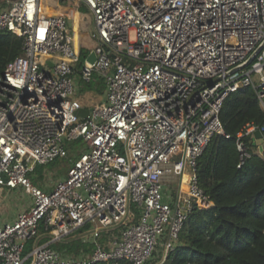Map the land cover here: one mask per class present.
I'll return each instance as SVG.
<instances>
[{
  "label": "built area",
  "instance_id": "1",
  "mask_svg": "<svg viewBox=\"0 0 264 264\" xmlns=\"http://www.w3.org/2000/svg\"><path fill=\"white\" fill-rule=\"evenodd\" d=\"M0 31L22 40L0 75V192L31 198L0 224V264H162L189 214L212 206L196 163L214 136L229 138L226 98L251 87L264 111V0H2ZM94 74L105 94L89 105L73 80ZM257 130L235 134L238 168ZM78 138L86 147L69 157ZM57 158L65 177L33 184ZM71 238L91 251L51 247Z\"/></svg>",
  "mask_w": 264,
  "mask_h": 264
},
{
  "label": "trees",
  "instance_id": "2",
  "mask_svg": "<svg viewBox=\"0 0 264 264\" xmlns=\"http://www.w3.org/2000/svg\"><path fill=\"white\" fill-rule=\"evenodd\" d=\"M21 47V38L0 31V75L20 55ZM219 118L229 138L214 136L196 163L199 187L212 206L189 214L175 249L162 264H264V135L261 139H246L251 156L239 168L235 145V134L244 126L260 127L264 123V111L255 91L246 87L226 98ZM259 141L261 150L255 144ZM106 236L102 234L101 239ZM51 247L74 258L92 248L78 238Z\"/></svg>",
  "mask_w": 264,
  "mask_h": 264
},
{
  "label": "rangeland",
  "instance_id": "3",
  "mask_svg": "<svg viewBox=\"0 0 264 264\" xmlns=\"http://www.w3.org/2000/svg\"><path fill=\"white\" fill-rule=\"evenodd\" d=\"M2 5V0H0V7ZM130 39L133 40V33H130ZM255 84L259 83V75H252ZM74 86L76 88L75 96L86 104L93 105L101 102L105 94V85L103 79L98 75L94 74L91 82L85 83L80 79L79 75H76L74 80ZM86 145L82 139L69 142L66 144V149L68 150L69 157H75L77 154L85 149ZM68 166L67 158H57L53 162L42 165L31 175V182L37 186L42 187L43 181L50 184L55 179L65 175V171ZM44 179V180H43ZM47 179V180H46ZM50 179V180H49ZM170 185L173 186V182L170 181ZM0 224H3L9 220L10 215L16 212L15 207H22L25 202L28 201V195L24 193L14 194L6 188H1L0 192ZM17 208V209H18ZM47 239L39 240V242H44ZM70 239H66L64 242ZM31 247V246H30ZM159 253L156 254V256ZM158 257L150 260L146 264H154Z\"/></svg>",
  "mask_w": 264,
  "mask_h": 264
},
{
  "label": "crops",
  "instance_id": "4",
  "mask_svg": "<svg viewBox=\"0 0 264 264\" xmlns=\"http://www.w3.org/2000/svg\"><path fill=\"white\" fill-rule=\"evenodd\" d=\"M255 144H256V146H257L260 150L262 149V143H261V141L256 142ZM34 172H35V171H34ZM64 177H65V175L59 177L58 179H55V180H54L52 183H50V184H48V183H46L45 181H43V186H42V188H44L45 190H50V189L52 188L53 184H54L56 181H58V180H60V179H62V178H64ZM43 180H44V179H43ZM46 180H47V179H46ZM49 180H50V179H49ZM10 191H11V193H14V194H18V193H24V194H26V193L23 191L22 188H16V189H13V190H10ZM26 195H28V194H26ZM30 204H31V198H30V196L28 195V201L25 202V204H24L22 207H19V208H18V207H15V208H16V209H15L16 212L10 215V218L7 219V220H9V221H7V222L12 221V220L15 218V216H16L19 212H21V211L27 209V208L30 206ZM17 208H18V209H17ZM41 240H44V239H41ZM41 240H40V241H41Z\"/></svg>",
  "mask_w": 264,
  "mask_h": 264
},
{
  "label": "water",
  "instance_id": "5",
  "mask_svg": "<svg viewBox=\"0 0 264 264\" xmlns=\"http://www.w3.org/2000/svg\"><path fill=\"white\" fill-rule=\"evenodd\" d=\"M93 59H94V56L91 55V57L89 58V61L91 62V61H93ZM87 113H88V110L83 109V108L79 109L78 112H77V114L80 117H86ZM254 137H256L258 139H261L263 137V135H262V133L260 131L257 130V131L254 132ZM78 139H80V138H78Z\"/></svg>",
  "mask_w": 264,
  "mask_h": 264
}]
</instances>
